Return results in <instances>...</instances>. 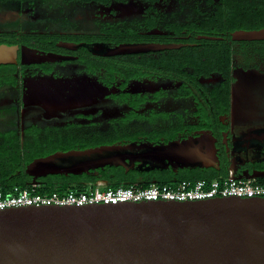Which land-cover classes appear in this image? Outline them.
Returning <instances> with one entry per match:
<instances>
[{
    "label": "flooded vegetation",
    "instance_id": "flooded-vegetation-1",
    "mask_svg": "<svg viewBox=\"0 0 264 264\" xmlns=\"http://www.w3.org/2000/svg\"><path fill=\"white\" fill-rule=\"evenodd\" d=\"M262 21L264 0H0V45L18 46L0 63V115H15L0 143L37 157L101 136L207 129L219 169L264 178V40L232 35ZM97 44L173 46L101 55ZM22 46L59 59L23 63Z\"/></svg>",
    "mask_w": 264,
    "mask_h": 264
},
{
    "label": "water",
    "instance_id": "water-1",
    "mask_svg": "<svg viewBox=\"0 0 264 264\" xmlns=\"http://www.w3.org/2000/svg\"><path fill=\"white\" fill-rule=\"evenodd\" d=\"M232 35L237 40H264V27L239 29ZM172 46L97 44L90 49L113 55ZM17 50V45L1 44L0 63L15 62ZM21 56L23 63L59 59L23 46ZM257 136L259 155L264 153V127ZM215 143L207 129L168 140H120L34 157L24 173L36 181L47 175H79L105 166L125 170L136 166L140 171L171 168L174 172L219 169ZM0 264H264V197L1 208Z\"/></svg>",
    "mask_w": 264,
    "mask_h": 264
},
{
    "label": "built area",
    "instance_id": "built-area-1",
    "mask_svg": "<svg viewBox=\"0 0 264 264\" xmlns=\"http://www.w3.org/2000/svg\"><path fill=\"white\" fill-rule=\"evenodd\" d=\"M104 180L82 182L83 191H67L64 193H39V183L30 181L26 186L15 185L8 195L0 192V209L26 206L30 204H89L109 201H141V200H200L224 196L264 197V181L253 177H235L230 169L226 175L212 180L183 179L174 185L151 183L147 187L128 186L106 188Z\"/></svg>",
    "mask_w": 264,
    "mask_h": 264
},
{
    "label": "trees",
    "instance_id": "trees-1",
    "mask_svg": "<svg viewBox=\"0 0 264 264\" xmlns=\"http://www.w3.org/2000/svg\"><path fill=\"white\" fill-rule=\"evenodd\" d=\"M262 27H264V21L257 22L256 28L258 29ZM173 137L175 136L169 135L165 137L164 140H168ZM122 138H124L123 135H116L111 138L101 136L100 140L79 144L78 148L108 144L118 140L127 141L135 139L136 137L127 136L129 139ZM35 156L36 154L29 156L27 149L20 147L17 141L12 143H0V192L3 195H8L13 186H26L32 180L31 176L24 173V167ZM226 174V169H216L213 167L192 169L182 168L174 172L171 168L140 171L136 169V166L128 170H125L122 166H105L103 168L90 170L88 173H82L79 175L53 174L40 177L37 179V182L39 183L37 191L39 193H64L70 190L83 191L86 187L82 185V182H95L97 180L106 181L103 186L104 189L128 186L147 187L153 182L158 185H174L176 182L183 179L196 180L202 178L212 180ZM257 180L264 181V178H257Z\"/></svg>",
    "mask_w": 264,
    "mask_h": 264
},
{
    "label": "rangeland",
    "instance_id": "rangeland-1",
    "mask_svg": "<svg viewBox=\"0 0 264 264\" xmlns=\"http://www.w3.org/2000/svg\"><path fill=\"white\" fill-rule=\"evenodd\" d=\"M5 8H16L15 4L12 3H7L5 6ZM40 8H44L46 9L47 5L45 3H41L39 5ZM48 10V9H47ZM53 19L52 18H45L41 24H50V22H52ZM263 63V67H264V61H262ZM14 120H15V115H9V114H1L0 115V130H5V129H9V128H13V130L15 129V124H14ZM102 132H106V127H104V125L97 126ZM89 129V128H86Z\"/></svg>",
    "mask_w": 264,
    "mask_h": 264
}]
</instances>
